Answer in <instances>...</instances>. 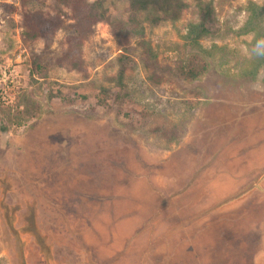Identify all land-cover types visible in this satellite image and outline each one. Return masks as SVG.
I'll return each mask as SVG.
<instances>
[{"label":"rangeland","instance_id":"rangeland-1","mask_svg":"<svg viewBox=\"0 0 264 264\" xmlns=\"http://www.w3.org/2000/svg\"><path fill=\"white\" fill-rule=\"evenodd\" d=\"M27 1L0 0V257L7 264H264V68L257 81L238 76L253 40L237 32L250 0H213L223 37L203 43L232 52L195 80L174 73L187 25L198 19L195 1L174 23L146 22L160 84L150 79L139 39L127 53L100 22L69 57L73 11L62 6V13L56 0ZM105 5L128 15L129 0ZM29 8L60 14L64 27L48 40L26 39L21 13ZM125 53L120 90L113 78ZM102 86L112 89L108 107L99 105ZM19 103L26 118L16 126L7 116ZM181 117L178 143L151 131Z\"/></svg>","mask_w":264,"mask_h":264},{"label":"trees","instance_id":"trees-1","mask_svg":"<svg viewBox=\"0 0 264 264\" xmlns=\"http://www.w3.org/2000/svg\"><path fill=\"white\" fill-rule=\"evenodd\" d=\"M198 10V19L190 21L187 25V32L183 35V53L179 65L175 70V75L184 79L195 80L203 77L212 67L222 68L229 62L231 49L228 45L213 42L210 46H205L203 40L212 37H223L216 7L213 0H193ZM26 4L28 1L23 0ZM59 10L63 13L62 6L69 7L73 11V23L69 33L68 43L70 50L69 57L75 53L80 54L82 44L85 39L93 33L94 27L100 22L108 23L115 35L118 43L125 52L131 50L132 38L139 39V44L145 54V65L152 70L151 81L160 84L164 77L159 73L158 54L152 43L146 39V22L152 25H159L165 21L172 23L180 20L186 8L189 7V0H129V12L125 19L111 14L105 5L106 0H56ZM60 6V7H59ZM246 9L249 16L243 26L238 29V35L253 34V40L248 44L249 57H245L238 76L243 81H257L260 72L264 68V6L250 0ZM23 34L28 40L43 38L48 40L52 34L64 27V19L58 14L38 9H25L22 11ZM121 60L122 65L113 78L116 86L120 90L126 88L125 62L129 56L125 53ZM81 59H78L80 61ZM46 65L41 61H36V71L44 73ZM264 85V77L261 79ZM112 89L102 86L99 90V105L108 107L113 99ZM122 94L116 93L115 99H121ZM31 105H28L30 107ZM24 107L16 104L10 107L9 112L13 117H8L9 123L21 126L25 123L23 113ZM10 115V114H9ZM34 115H28V117ZM4 126L3 130H7ZM151 131L156 132L168 143H178L186 132V120L181 117L177 122L164 125L157 124L151 127ZM0 264H7L5 258L0 257Z\"/></svg>","mask_w":264,"mask_h":264}]
</instances>
